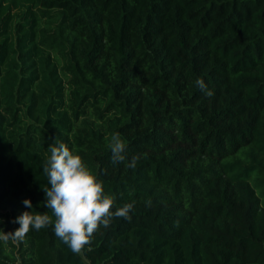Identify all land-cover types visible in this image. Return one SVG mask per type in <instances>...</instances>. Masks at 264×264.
I'll return each instance as SVG.
<instances>
[{
    "label": "trees",
    "instance_id": "obj_1",
    "mask_svg": "<svg viewBox=\"0 0 264 264\" xmlns=\"http://www.w3.org/2000/svg\"><path fill=\"white\" fill-rule=\"evenodd\" d=\"M61 143L131 220L80 254L32 228L0 264H264V0H0V229L52 215Z\"/></svg>",
    "mask_w": 264,
    "mask_h": 264
},
{
    "label": "clouds",
    "instance_id": "obj_2",
    "mask_svg": "<svg viewBox=\"0 0 264 264\" xmlns=\"http://www.w3.org/2000/svg\"><path fill=\"white\" fill-rule=\"evenodd\" d=\"M196 85L208 97L214 95L202 79H197ZM110 148L114 164L125 161L123 153L126 145L119 133L112 135ZM136 160L137 157H133L127 166L135 167ZM42 169L49 185L42 189L46 196L45 207L52 215L24 211L13 221L20 225L18 229L14 232L0 229V241L22 242L32 228L40 230L54 225L55 235L74 254H80L86 245L91 244L94 233L101 226L109 227L114 217L131 220L129 213L134 208V202L115 207V197L105 194L103 182L91 172L82 157L75 154L74 148L70 149L63 143L51 146L50 158ZM23 204L32 208L30 199L23 200Z\"/></svg>",
    "mask_w": 264,
    "mask_h": 264
}]
</instances>
